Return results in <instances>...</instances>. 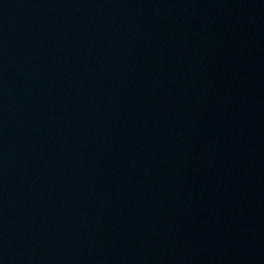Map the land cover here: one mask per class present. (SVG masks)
<instances>
[{
  "label": "water",
  "instance_id": "95a60500",
  "mask_svg": "<svg viewBox=\"0 0 264 264\" xmlns=\"http://www.w3.org/2000/svg\"><path fill=\"white\" fill-rule=\"evenodd\" d=\"M0 264H264V0H9Z\"/></svg>",
  "mask_w": 264,
  "mask_h": 264
}]
</instances>
